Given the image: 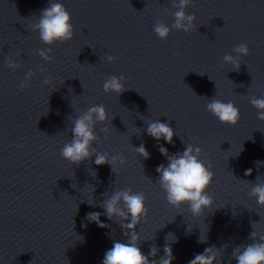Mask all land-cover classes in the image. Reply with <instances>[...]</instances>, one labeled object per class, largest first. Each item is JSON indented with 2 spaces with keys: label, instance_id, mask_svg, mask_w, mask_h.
<instances>
[{
  "label": "water",
  "instance_id": "95a60500",
  "mask_svg": "<svg viewBox=\"0 0 264 264\" xmlns=\"http://www.w3.org/2000/svg\"><path fill=\"white\" fill-rule=\"evenodd\" d=\"M60 2L73 36L47 45L32 25L49 0H0V264H102L113 240L125 239L123 230L105 215L110 227H98L85 213H103V201L125 188L145 195L147 215L136 230L145 254L158 250L150 260L164 254L172 233V264H187L211 245L220 249V264H236L233 250L252 242L251 222L264 235V206L251 195L264 181V120L251 104L264 97V0H191L189 32L171 28L178 0ZM159 22L171 28L166 38L154 31ZM240 43L249 53L235 69L223 57L236 55ZM49 48L47 61L38 50ZM9 56L17 68L7 66ZM28 71L34 75L20 87ZM112 75L125 77L122 92L104 91ZM213 97L238 107L236 124L207 110ZM95 104L108 119L94 123L95 152L72 163L60 149L72 139L74 120ZM154 120L172 126V143L147 134ZM189 143L214 173L207 189L214 205L200 216L168 203L156 171L167 163L162 144L173 154ZM141 144L148 158L135 151ZM96 152L120 154L125 163L115 171L96 165ZM202 232L207 239L198 242Z\"/></svg>",
  "mask_w": 264,
  "mask_h": 264
},
{
  "label": "clouds",
  "instance_id": "9594fccd",
  "mask_svg": "<svg viewBox=\"0 0 264 264\" xmlns=\"http://www.w3.org/2000/svg\"><path fill=\"white\" fill-rule=\"evenodd\" d=\"M190 3L191 0H178V10L174 13L175 20L171 28L185 32L194 28V14H186L185 12V8ZM32 27L39 32L40 39L47 45L57 41L69 40L73 36L71 15L60 0H49L48 6L41 10ZM171 28L167 24L159 22L154 26V31L159 37L166 38ZM38 51L45 60H52L48 54L51 51L50 48L47 50L39 49ZM234 52L236 55L226 54L223 60L231 63L233 68L238 69L241 57L249 53V48L246 43H240L235 46ZM114 59L112 55L107 56L109 62ZM5 63L12 69L19 66L18 61L11 56L5 60ZM40 71L43 72L44 69L41 68ZM33 75L32 71L25 73V79L21 82L20 87H24ZM124 80L123 75H112L104 81L103 89L105 92L120 93L125 88ZM50 83L48 78L44 79V84ZM251 104L258 110V119L264 120V97H253ZM206 108L222 123L236 124L239 120V109L232 101H222L213 97L209 99ZM106 119H108V114L102 104L92 105L85 113L77 117L71 129L72 139L60 149L61 156L72 163H79L90 157L95 152V149L92 148V142L97 138L94 123ZM146 131L148 135L158 141L163 139L169 144L173 142L175 130L169 123L160 120L151 121ZM242 150L243 145L235 155H239ZM135 151L144 158H148L150 155L143 144L137 146ZM159 151L167 159V163L158 165L156 171L168 203L177 209L186 205L187 210L194 216H200L205 209H211L214 201L207 189L213 180L214 173L211 170V164L200 158L202 149L189 143L182 151L169 154L168 148L162 144ZM94 163L96 165L108 163L115 171L117 164L125 163V158L120 154L109 157L107 153L96 152ZM255 163L258 166L261 161L257 160ZM251 173L252 168L244 170L245 175ZM251 195L256 198V202L260 206H264V181L252 185ZM88 203L92 204L89 201ZM102 208L103 213L100 211L85 213V221L95 222L98 227L107 228L110 225L101 220V215H105L108 220L119 222L125 237L123 241L113 240L112 246L105 250L102 264H172L175 257L172 253L171 243L176 239L172 233L166 236V242L163 246L164 254L158 260L149 259V256L155 257L157 255L156 247H152L147 254L141 250L140 241L142 237L136 229L142 218L147 215L144 193L133 191L131 188L116 189L103 201ZM251 223L254 229L250 233V236L253 237L252 242L238 246L233 250V258L236 260V264H264V235L258 237L254 227L255 222ZM82 227L86 228L87 224L82 223ZM206 239V233L202 232L198 242H204ZM219 257L220 249L211 245L205 247L202 252L195 253L193 258L187 261V264H220Z\"/></svg>",
  "mask_w": 264,
  "mask_h": 264
}]
</instances>
